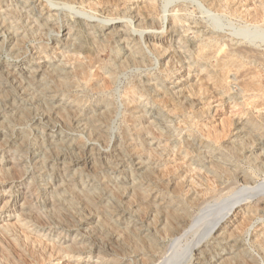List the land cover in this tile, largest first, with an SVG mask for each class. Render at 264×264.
Masks as SVG:
<instances>
[{
  "label": "rangeland",
  "instance_id": "rangeland-1",
  "mask_svg": "<svg viewBox=\"0 0 264 264\" xmlns=\"http://www.w3.org/2000/svg\"><path fill=\"white\" fill-rule=\"evenodd\" d=\"M212 1L0 0V264H167L173 256V264H264V199L242 201L181 249L169 231L170 212L196 217L197 203L215 205L235 181L238 191L264 182V43L233 36L264 0ZM212 15L225 24L217 28ZM145 22L160 29L139 28ZM79 25L105 66L102 80L96 69L88 80L82 73L90 57ZM205 45L242 50L243 71L259 75L256 90L244 93L235 72L224 88L207 83L212 64L198 58ZM131 56L138 65L125 64ZM28 190L31 209L22 207Z\"/></svg>",
  "mask_w": 264,
  "mask_h": 264
},
{
  "label": "bare ground",
  "instance_id": "bare-ground-1",
  "mask_svg": "<svg viewBox=\"0 0 264 264\" xmlns=\"http://www.w3.org/2000/svg\"><path fill=\"white\" fill-rule=\"evenodd\" d=\"M218 1H220V0H213L209 5L211 6V7H217V3H220V2H218ZM114 2V1H113ZM112 2V3H113ZM118 2V1H117ZM121 2H123V1H121ZM105 4V3H104ZM94 6V5H93ZM219 6V5H218ZM91 8H93L92 6H90ZM219 8V7H218ZM217 8V9H218ZM96 10V9H95ZM147 10V9H146ZM227 10V9H226ZM262 11H261V13H259V15L258 14H255V15H251V17L249 18V15H248V18L249 19H247V21L245 22V23H247V22H250L249 23V25H247V24H240V25H237V26H234V28L235 27H237L236 28V30H235V33L233 34V36L235 37V38H238V39H240V40H244V41H246L247 43H250V44H258L259 42L260 43H264V9H261ZM153 11V10H152ZM232 12L234 13V14H236V10H232ZM113 15V14H112ZM117 15V14H116ZM119 16V15H118ZM111 17V16H110ZM212 17H213V19H212V21L214 22V24H215V26L217 27V28H220L221 26H222V24L224 23V22H226L224 19H222L220 16H218V15H212ZM116 18V17H115ZM125 18V17H124ZM112 19H114V18H112ZM122 19V18H121ZM179 19V18H178ZM115 20V19H114ZM150 21V20H149ZM180 21H181V19H179V23H180ZM5 23V22H4ZM149 23V22H148ZM177 23V22H176ZM143 24V23H142ZM152 24V23H151ZM172 24V23H171ZM225 24V23H224ZM5 25V24H4ZM83 25V24H82ZM174 25V24H173ZM171 26V25H170ZM175 26H176V24H175ZM175 26H173L172 28H170V30L172 31V30H175L176 29V27ZM232 26V27H233ZM9 27V26H8ZM63 27V26H62ZM139 28H143V29H147L148 30V28H151V29H160L159 28V26L156 24V25H154V24H152V25H149V24H147L146 22L143 24V25H140L139 26ZM76 29H77V27H76ZM85 29V28H84ZM115 29H117V28H115ZM168 29H169V27H168ZM232 29V28H231ZM60 31V30H59ZM69 31H73V29L72 30H69ZM85 31V30H84ZM61 32V31H60ZM76 32V31H75ZM77 32H78V34H83V29H82V26L81 25H79L78 26V29H77ZM117 32V31H116ZM173 32V31H172ZM175 32H177L176 30H175ZM70 33H72V32H70ZM85 33V32H84ZM77 34V33H76ZM71 35V34H70ZM89 36V35H88ZM88 36H86L85 34H83V38H82V41H80L81 42V44H80V47H81V49H83L84 51H86L89 55V57H90V64L88 65L89 66V68H85V67H83V68H81L82 69V73L83 74H85V77H86V79L87 78H89V69L91 70V69H96V71H95V73L93 74V77L94 78H97V80L99 81V79H100V75L98 74V70H100L101 68H102V66L103 65H101V60L102 59H100L99 58V56H98V52H96V51H94L95 49H93V44L91 43V40L89 39V37ZM107 38V40L106 41H103L104 43H106L107 44V47H109L110 46V48H111V46H112V43H114V42H116L115 40H116V33H115V31L114 32H112L111 31V35L108 37H106ZM25 40V39H24ZM128 41V40H127ZM101 43V42H100ZM125 43H127V42H125ZM129 43V42H128ZM103 44V43H102ZM138 44V43H137ZM171 44H172V40H171ZM15 45V44H14ZM16 45H18V44H16ZM97 45V44H96ZM264 45V44H263ZM99 46V45H98ZM106 46V45H105ZM154 46V45H153ZM214 46H216V45H214ZM16 47H18V46H16ZM76 47V46H75ZM155 47V46H154ZM210 47V46H209ZM226 47V46H225ZM225 47L224 46H220L219 45V47H210L209 49H208V51H206V49L208 48L206 45L205 46H202V47H200L199 48V56H198V58H199V60H202V61H210V63L212 64L211 65V69L213 68V70H208L207 71V77L206 78H204L205 80H207V83H209L210 81H212V82H214V84H215V86L218 88V87H220V86H222L223 87V85H224V83L226 84V82H227V80H229L230 79V74L231 73H233V72H235L236 73V75H239L235 80L237 81V80H239V79H242V82L240 83V86H241V88H242V91L244 92V93H249L250 91H253V90H256L255 88L257 87V84H258V80H259V78H258V73H255V71L253 72L252 70H246V71H243V69L245 68V64L242 62V60H241V58L243 57V51L242 50H235V51H227L226 49H225ZM98 48V47H97ZM100 48H101V46H100ZM105 48V47H104ZM103 48V49H104ZM99 49V48H98ZM79 51V50H78ZM130 51V50H129ZM158 51V50H157ZM166 52H167V50H165ZM206 51V52H205ZM100 52H101V50H100ZM99 52V53H100ZM136 53H137V51H135ZM191 52V51H190ZM104 53V52H103ZM142 53H143V51H142ZM161 53V52H160ZM165 53V52H164ZM79 54V53H78ZM133 54V53H132ZM129 55V54H128ZM126 56V55H125ZM132 57V56H131ZM130 57V58H131ZM107 58V57H106ZM126 58V57H125ZM124 58V59H125ZM130 58H127V60H126V62H125V64L126 65H131L132 64V62L133 63H135V65H138L139 63H138V61H136L135 59H134V57H132L131 59ZM133 60V61H132ZM213 60H215V61H213ZM213 61V62H212ZM104 62V61H103ZM122 62H124V61H122ZM205 62V63H206ZM120 63V62H119ZM82 65V64H81ZM107 65V64H106ZM120 65H122L121 63H120ZM134 65V66H135ZM87 66V65H86ZM119 66V65H118ZM104 68H105V66H103ZM109 67V66H108ZM80 69V68H79ZM108 69V68H107ZM77 71V70H76ZM79 71V70H78ZM37 72V71H36ZM9 73H10V71H9ZM79 73H80V71H79ZM82 73H81V75H82ZM77 74V73H76ZM80 75V76H81ZM235 75V76H236ZM8 76H10V75H8ZM7 76V77H8ZM52 76V75H51ZM92 76V75H91ZM18 77V76H17ZM35 77V76H34ZM81 77H84V76H81ZM15 78V77H14ZM68 78V77H67ZM92 78V77H91ZM248 78H250L249 80H248ZM53 79V78H52ZM83 79V78H82ZM86 79H85V81H86ZM203 79V80H204ZM8 80V79H7ZM14 80V79H13ZM55 80V79H54ZM53 80V81H54ZM70 80V79H69ZM88 80V79H87ZM92 80V79H91ZM100 80H102V79H100ZM106 80V79H105ZM105 80H103V82H104V84H103V86H100V87H108L109 88V83H110V81L108 80V81H105ZM111 80V79H110ZM61 81V80H60ZM60 81H58V82H60ZM64 81V80H63ZM70 81H73V80H70ZM11 82V81H10ZM58 82H56V85L55 86H57V89H59V88H61V87H69V84H67V83H58ZM66 82V81H65ZM92 82V81H91ZM102 82V81H101ZM112 82V81H111ZM114 82V81H113ZM14 83V82H13ZM20 83V82H19ZM55 83V82H54ZM69 83V82H68ZM20 84H22V82L20 83ZM72 84H73V82H72ZM74 84H76V83H74ZM13 85V84H12ZM19 85V84H18ZM205 85V84H204ZM75 86V85H74ZM90 86V85H89ZM111 86V85H110ZM17 88V87H16ZM73 88V87H72ZM91 88V87H90ZM95 88V87H94ZM111 88V87H110ZM224 88V87H223ZM53 89H54V87H53ZM96 89V88H95ZM112 89V88H111ZM202 89V88H201ZM200 89V90H201ZM52 90V89H51ZM56 90V89H55ZM101 90V89H100ZM108 90V89H107ZM148 90V89H147ZM105 91V90H104ZM158 91V90H157ZM53 92V91H52ZM93 92H95V91H93ZM101 92V91H100ZM133 93L134 92V90L133 89H130L129 91H128V93ZM155 92V91H154ZM66 93V92H65ZM153 93V92H152ZM195 93V92H194ZM5 94H7V93H5ZM58 94V93H57ZM197 94V93H196ZM195 94V95H196ZM66 95V94H65ZM132 95V94H131ZM61 96V95H60ZM70 96V95H69ZM73 96H75L74 94H73ZM55 98V97H54ZM75 100H74V102L76 101V103H78L77 105H79V104H81L82 102V100L80 99V100H78L79 98H77V97H75L74 98ZM69 100H71L70 99V97H69ZM162 100H164V99H162ZM87 101H88V99H87ZM89 102V101H88ZM73 103V102H72ZM86 103V102H85ZM92 103V102H91ZM83 104V103H82ZM75 105V104H74ZM76 105V106H77ZM112 105V104H111ZM191 105V104H190ZM22 107V106H21ZM64 107V106H63ZM97 107V106H96ZM190 107V106H189ZM191 107H193V105L191 106ZM190 107V108H191ZM108 108V107H107ZM66 109V108H65ZM135 109V108H134ZM17 110V109H16ZM23 110V109H22ZM82 110V109H81ZM20 112V111H19ZM63 112H65V111H63ZM66 112L68 113V115L69 114H71V115H74L76 118H77V116L79 115V113L80 112H78L77 113V110H74V108H67L66 109ZM65 112V113H66ZM76 112V113H75ZM103 112H104V110H103ZM25 113V112H24ZM64 113V114H65ZM105 113V112H104ZM111 113V112H110ZM102 114V113H101ZM195 114V113H194ZM200 114H202V113H200ZM67 115V116H68ZM103 115V114H102ZM110 115V114H109ZM112 115V114H111ZM132 115V114H131ZM104 116V115H103ZM134 116V115H133ZM72 117V116H71ZM98 117H99V115H98ZM101 117V116H100ZM75 118V119H76ZM82 118V117H81ZM86 118V117H85ZM92 118V117H91ZM108 118V117H107ZM200 118H201V116H200ZM74 119V120H75ZM93 119V118H92ZM101 119V118H100ZM129 119V118H128ZM108 119H106V121H107ZM85 121V120H84ZM102 121H104V119L102 120ZM127 121H129V120H127ZM133 121V120H132ZM98 122V121H97ZM105 122V121H104ZM88 123H89V120H88ZM101 123V122H100ZM90 124V123H89ZM95 125H97L96 124V122L94 123ZM101 124H103V123H101ZM104 125V124H103ZM102 126V125H101ZM248 126V125H247ZM246 126V127H247ZM94 128V127H93ZM137 128V127H136ZM146 128V127H145ZM239 128V130H241V132L245 129V127H244V129H241L240 127H238ZM143 130V129H142ZM246 130V129H245ZM129 131V130H128ZM135 131V130H134ZM140 131V130H139ZM95 132H97V133H95V134H97V135H100V137L102 136L101 135V128H100V126L99 127H97L96 129H95ZM101 132V133H100ZM141 132V131H140ZM150 132H151V130H150ZM246 132V131H245ZM142 133V132H141ZM154 133V132H153ZM243 133V132H242ZM157 135V134H156ZM249 135V134H248ZM159 136H161V135H159ZM127 137V136H126ZM140 137V136H139ZM157 139V138H156ZM129 140V139H128ZM260 147H262V146H260ZM95 154V153H94ZM113 154V153H112ZM259 159V158H258ZM256 160H257V158H256ZM11 162V161H10ZM14 161L12 160V168H10L9 170H11V169H15V165H16V163H13ZM19 162V161H18ZM214 163V162H213ZM216 163V162H215ZM220 164V163H219ZM264 164V163H263ZM263 164H262V166H263ZM215 165V164H214ZM258 165V164H257ZM219 166V165H218ZM259 166H261V165H259ZM10 167V166H9ZM14 167V168H13ZM255 167V166H254ZM215 168V167H214ZM220 168V167H219ZM223 168H225V167H223ZM222 168V169H223ZM262 168V167H261ZM260 168V169H261ZM263 168H264V166H263ZM263 168H262V170H263ZM17 169V168H16ZM15 169V170H16ZM226 169V168H225ZM5 170V169H4ZM8 170V171H9ZM19 170V169H18ZM225 171V170H224ZM259 171H261V170H259ZM6 172V171H5ZM11 172H12V170H11ZM16 172V171H15ZM15 172H14V176H15ZM228 172V171H227ZM237 172V171H236ZM235 172V173H236ZM264 172V171H263ZM17 173V172H16ZM232 173V172H231ZM18 174V173H17ZM263 174V173H262ZM228 176V175H227ZM17 177V176H16ZM231 177H233V176H231ZM235 177H236V174H235ZM237 177L239 178V175H237ZM218 178V177H217ZM230 178V177H229ZM230 179H232V178H230ZM237 179V178H236ZM235 180V179H234ZM239 181V180H238ZM234 182V181H233ZM236 182V181H235ZM232 183V184H230L229 186H227L228 188H229V191L228 190H226L227 191V193L226 194H223L222 192V194H220V193H218L217 195H219L220 197H218V199H217V201H215L216 202V204L215 205H212V203H209V202H199V203H197V207L198 208H200V210H199V215L198 216H193L192 214L191 215H189V214H185L184 213V215L182 216L181 214H183V213H179V212H182V211H179V208H178V211L179 212H177V210L176 211H172V212H170L169 214H168V216H167V218H168V221H169V231H171V232H174L173 234L174 235H176V237H175V240H174V243H175V248L177 249V248H183V246H182V244H183V242L184 241H186V243L187 242H190L189 241V239H190V237L192 238L193 236H196L197 234H199V236L198 237H200L201 236V234H204V232L203 231H201V230H206L205 228H203V227H206L208 224H210V228H209V230H207V232L205 233V235H204V237L205 236H209V234H211L216 228H217V226L219 225V223H221L228 215H229V213L233 210V209H235V207H236V205H238L239 203H241L242 201L243 202H246V203H249V204H253V202H259L260 200H262V199H264V198H259V199H256V200H254V198H257L258 196H260V195H263L264 194V182L263 183H260V184H258V185H256V186H251L250 187V185L248 184L247 186H249V187H245L244 189H241V190H237L236 189V185H238L239 184V182H236V183ZM243 182L245 183V184H247L248 183V179L246 178V177H244L243 178ZM255 182V181H254ZM241 183V182H240ZM244 184V185H245ZM253 184V183H252ZM255 184V183H254ZM48 186V185H47ZM246 186V185H245ZM30 188V187H29ZM29 190H31V189H29ZM28 190V193L26 194L25 192V196L23 197V206L22 207H24V206H31L30 205V199H29V197H28V194H29V191ZM177 192V191H176ZM218 192V191H217ZM52 193V192H51ZM141 193V192H140ZM146 193V192H145ZM139 194V193H138ZM216 195V194H215ZM30 196V195H29ZM50 196V195H49ZM54 196V195H53ZM52 196V197H53ZM146 196V195H145ZM164 196V195H163ZM264 196V195H263ZM51 197V196H50ZM141 197V196H140ZM144 197V196H143ZM147 197V196H146ZM231 197H236L235 198V200H233L232 202H231V205H230V207H229V210L228 211H226V209L225 208H222L221 207V204H222V202H224L226 199H228V198H231ZM214 198V197H213ZM50 201H52V198H50L49 199ZM254 200V201H253ZM55 201V200H54ZM171 201V200H170ZM204 201V200H203ZM48 202V201H47ZM147 202V201H146ZM175 202V201H174ZM214 202V203H215ZM195 203V202H194ZM52 204H53V201H52ZM188 204V203H187ZM54 205V204H53ZM173 205V204H172ZM182 205V204H181ZM257 205V204H256ZM28 206V207H29ZM170 206V205H169ZM188 206V205H187ZM186 206V207H187ZM204 206V207H203ZM54 207V206H53ZM58 207V206H57ZM203 207V208H202ZM30 208V207H29ZM34 208V207H33ZM55 208V207H54ZM189 208V207H188ZM31 209V208H30ZM168 209V208H167ZM187 209V208H186ZM29 210V209H28ZM33 210H35V209H33ZM170 210V209H169ZM184 210V209H183ZM198 210V209H197ZM60 211V210H59ZM213 211V212H212ZM32 212V211H31ZM105 212V211H104ZM158 212H159V210H158ZM188 211H186V213H187ZM190 212V211H189ZM188 212V213H189ZM30 213V212H29ZM195 214V213H194ZM198 214V213H197ZM40 214H38V216H39ZM36 216V215H35ZM37 216V217H38ZM42 216V215H41ZM40 216V217H41ZM184 216H187V217H190L191 219H189L190 221H187V222H183V218H185ZM214 216V217H213ZM36 219H38V218H36ZM186 219V218H185ZM39 220V219H38ZM187 220V219H186ZM178 221H180V222H183L184 224L180 227V226H178L177 224H176V222H178ZM38 222V221H37ZM40 222V221H39ZM44 222V221H43ZM165 222V221H164ZM180 222H178V224L180 223ZM167 225V224H166ZM167 225V226H168ZM167 226H166V228H167ZM165 230V229H164ZM200 232H201V234H200ZM203 232V233H202ZM164 233V232H163ZM172 234V235H173ZM233 234V233H232ZM174 235H173V237H174ZM224 235V234H223ZM197 237V238H198ZM195 238V237H194ZM199 239V238H198ZM203 240V239H202ZM151 241H152V239H151ZM195 241V240H194ZM1 242V241H0ZM192 242V241H191ZM190 242V243H191ZM196 242H198L197 241V239H196ZM203 242V241H202ZM170 243V242H169ZM168 243V244H169ZM192 244V243H191ZM191 244H189V245H191ZM195 244V242L193 243V246H196V245H194ZM2 245V244H1ZM264 245V244H263ZM3 246V245H2ZM70 246V245H69ZM192 246V245H191ZM190 246V247H191ZM55 247V246H54ZM79 247V246H78ZM151 247V246H150ZM189 248V246H186V248ZM5 248H6V246H5ZM57 248V247H56ZM60 248V250L61 251H66L65 250V248H63V247H58V249ZM4 249V248H3ZM10 249V248H9ZM69 249L71 250V251H73V252H77V250L79 249V248H76V246H70L69 247ZM80 249H82V248H80ZM175 249V250H176ZM185 249V248H184ZM190 250H189V252L191 253L192 252V248H189ZM2 250V249H1ZM184 251V250H183ZM4 252H5V254H6V256H8V257H11L12 258V255L11 254H13V253H11L10 251H8L7 249L6 250H4ZM11 254H10V253ZM67 252H70L69 250L67 251ZM66 252V253H67ZM78 252H79V250H78ZM77 252V253H78ZM149 252V251H148ZM152 252V251H151ZM164 252V251H163ZM182 252V251H181ZM1 253V252H0ZM176 253V252H175ZM179 253V252H178ZM183 254V253H182ZM181 254V255H182ZM203 254V253H202ZM1 255H2V253H1ZM155 255H156V253H155ZM187 254H185V256H186ZM5 256V257H6ZM154 256V255H153ZM178 256H180L179 254H178ZM184 256V257H185ZM4 257V256H3ZM176 257V256H175ZM187 257V256H186ZM238 257V256H237ZM15 258H16V255H15ZM14 258V259H15ZM151 258V257H150ZM173 258H174V256H173ZM173 258H170L169 259V261H168V259H167V264H171L172 263V259ZM191 258V257H190ZM193 258V257H192ZM236 258V257H235ZM234 258V259H235ZM239 258V257H238ZM254 258V257H253ZM2 259V258H1ZM10 259V258H9ZM8 259V260H9ZM176 259V258H175ZM174 259V260H175ZM184 259V258H183ZM187 259V258H186ZM230 259V258H229ZM5 260V259H4ZM20 260V259H19ZM22 260V259H21ZM188 260V259H187ZM191 260V259H190ZM226 260V259H225ZM232 260H233V257H232ZM11 261H13V260H11ZM25 261V260H24ZM180 261V260H179ZM203 261V260H202ZM224 261V260H223ZM228 261V260H227ZM230 261V260H229ZM237 261V260H236ZM258 261V260H257ZM8 262V261H7ZM6 262V263H7ZM14 262V261H13ZM156 262V261H155ZM160 262V261H159ZM164 262H166V260L164 261ZM181 262V261H180ZM235 262V261H234ZM12 263V262H11ZM14 263H17V264H19L18 262H14ZM161 263H163V262H161ZM161 263H158V261L156 262V264H161ZM190 263H191V261H190ZM189 262H188V264H190ZM222 263V262H221ZM220 263V264H221ZM225 263V262H224ZM233 263V262H232ZM3 264V263H2ZM23 264H24V262H23ZM143 264V263H142ZM155 264V263H154ZM164 264V263H163ZM173 264V263H172ZM183 264V263H182ZM187 264V263H186ZM201 264V263H200ZM238 264H242L241 262L240 263H238ZM243 264H253V262H249V261H244L243 262Z\"/></svg>",
  "mask_w": 264,
  "mask_h": 264
}]
</instances>
